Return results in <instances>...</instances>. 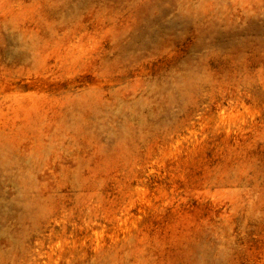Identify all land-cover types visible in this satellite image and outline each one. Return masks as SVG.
Wrapping results in <instances>:
<instances>
[{"label":"rangeland","instance_id":"rangeland-1","mask_svg":"<svg viewBox=\"0 0 264 264\" xmlns=\"http://www.w3.org/2000/svg\"><path fill=\"white\" fill-rule=\"evenodd\" d=\"M0 264H264V0H0Z\"/></svg>","mask_w":264,"mask_h":264}]
</instances>
